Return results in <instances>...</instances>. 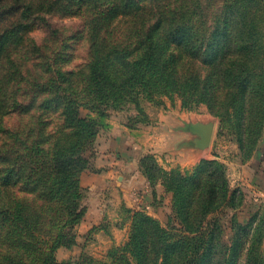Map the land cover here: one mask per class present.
<instances>
[{
	"label": "trees",
	"instance_id": "16d2710c",
	"mask_svg": "<svg viewBox=\"0 0 264 264\" xmlns=\"http://www.w3.org/2000/svg\"><path fill=\"white\" fill-rule=\"evenodd\" d=\"M76 1L69 0L74 13L84 11L88 18V12L95 34L113 31L122 22L117 21L120 17L131 21L126 40L107 42L103 37L92 47L111 64L119 56L131 57L136 73L131 74V87L149 94L175 89L184 99L206 100L221 119L237 114L243 133L257 126L255 136L245 131L238 137L243 160L252 156L264 129V0ZM19 5L23 15L33 7L31 1ZM98 10L108 14L104 17ZM99 56L92 55L89 64L90 88L96 94L125 90L105 74L106 64ZM63 114L67 122V112ZM74 117L82 122L78 114ZM79 126L82 131L70 125L74 137L64 134V143L59 137L48 149L36 147L48 150V166L33 148L17 160L15 172L10 171L0 199V233L6 232L3 264H94L91 257L89 261L55 257L59 247L74 244L73 228L84 214L81 175L89 165L86 152L92 136ZM164 173L178 180L173 190L180 233L140 214L133 236L117 248L120 256L113 257L114 264H264V230L261 236H251L258 213L245 223L234 219L231 242L223 239L216 213L229 205L239 214L245 198L244 192L231 191L223 162L203 159L188 175ZM15 176L16 182L10 180ZM21 183H27L30 197L18 196L14 186Z\"/></svg>",
	"mask_w": 264,
	"mask_h": 264
},
{
	"label": "rangeland",
	"instance_id": "374dc122",
	"mask_svg": "<svg viewBox=\"0 0 264 264\" xmlns=\"http://www.w3.org/2000/svg\"><path fill=\"white\" fill-rule=\"evenodd\" d=\"M30 1L33 7L27 15H23L19 4ZM0 2L1 10L8 8L0 10V199L3 198L10 171L15 172L14 164L22 154L34 148L35 156L39 159L43 157L44 164L48 166L46 153L49 146L59 137L62 138L61 143L66 142L63 135L70 132V125L73 128L82 125L92 136L90 149L86 152L89 165L84 170L91 172L97 170L95 158L100 151L99 138L109 136L111 129L117 127L134 135L131 150L141 155L136 167L148 182L147 192L135 193L136 207H131L127 196L119 195L115 189H107L104 198L112 208L106 211L99 225L78 239L77 225L85 217L87 202L92 196L91 189L83 186L81 181L83 196L80 203L84 214L73 228L74 244L59 247L55 253L57 261H89L91 257L94 264H114L113 257L120 256L117 248L122 249L133 236L134 225L141 219L140 214L151 216L171 233H180L173 190L178 180L174 174L169 177L164 172L170 174L176 171L188 175L203 159L221 162L218 157L235 159L241 156L238 137L241 133L246 135L245 131L255 136L257 126L252 130L249 127L243 133L239 123H236L237 114H226L222 119L216 116L215 132L207 152L196 159L190 152L176 151L174 144L184 136L176 128L182 119L205 118L215 114L206 100L184 99L175 89L167 92L155 89L149 94L136 86L131 87V74H136L131 70V57L119 56L120 59L111 64L102 58L99 50L92 49L94 40L103 37L107 42L126 40L131 32V21L127 23L125 17H120L117 21L122 22L113 31L106 35L102 32L95 34L88 24L90 14L86 12L87 18L81 13L84 11L74 13L69 0ZM99 13L104 17L108 14L102 10H98ZM96 54H100L99 60L106 64L105 74L117 84L121 83L125 90L96 94L90 88L89 64L92 55ZM142 84L144 87L145 84ZM64 112L68 115L67 122L62 115ZM74 113L78 114L81 123L75 119ZM255 123L252 122V125ZM79 130L82 131V128ZM72 131L70 137H74ZM135 140L141 142L142 148ZM37 146L47 149L41 151ZM16 179L15 176L10 180ZM26 184L14 186L21 198L31 196ZM245 199L246 195L242 203L246 202ZM236 212V209L226 205L216 213V217L221 218L223 239L228 243L233 236V221L240 219V214L236 215ZM116 225L125 229L120 239ZM254 226L255 234L251 236H261L264 230L261 216L258 215ZM5 233H0V264L4 263L6 254L2 250Z\"/></svg>",
	"mask_w": 264,
	"mask_h": 264
},
{
	"label": "crops",
	"instance_id": "0c3cea01",
	"mask_svg": "<svg viewBox=\"0 0 264 264\" xmlns=\"http://www.w3.org/2000/svg\"><path fill=\"white\" fill-rule=\"evenodd\" d=\"M108 134L109 136L99 138L98 151H100L95 158L97 170L84 171L81 175L83 186L91 189L92 196L87 202L85 217L77 225L78 239L80 235L84 236L95 225H99L106 211L112 208L104 198L107 189H115L119 195L127 196L131 207H136V199L133 198L135 193L147 192L148 182L136 167L141 155L131 150L134 135L117 127H113ZM137 144L142 148L141 142ZM218 158L227 166L231 191L240 190L246 195V202L239 210L241 221L244 223L249 221L255 213L264 220V132L255 153L249 159L243 160L240 155L235 159ZM115 228L120 239L125 229L117 225Z\"/></svg>",
	"mask_w": 264,
	"mask_h": 264
},
{
	"label": "water",
	"instance_id": "95a60500",
	"mask_svg": "<svg viewBox=\"0 0 264 264\" xmlns=\"http://www.w3.org/2000/svg\"><path fill=\"white\" fill-rule=\"evenodd\" d=\"M216 123V116L182 119L176 128L184 136L174 144V150H184L199 158L211 147Z\"/></svg>",
	"mask_w": 264,
	"mask_h": 264
}]
</instances>
